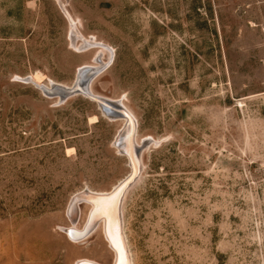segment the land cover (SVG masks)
<instances>
[{"label":"rangeland","instance_id":"obj_1","mask_svg":"<svg viewBox=\"0 0 264 264\" xmlns=\"http://www.w3.org/2000/svg\"><path fill=\"white\" fill-rule=\"evenodd\" d=\"M84 66L114 111L29 79L72 86ZM117 111L132 264H264V0H0V264L112 262L101 223L60 227L73 196L128 176Z\"/></svg>","mask_w":264,"mask_h":264},{"label":"bare ground","instance_id":"obj_2","mask_svg":"<svg viewBox=\"0 0 264 264\" xmlns=\"http://www.w3.org/2000/svg\"><path fill=\"white\" fill-rule=\"evenodd\" d=\"M83 41L85 42L84 39ZM86 45L84 44V46ZM87 71H89L88 66H84V68L79 69L76 75V80L72 86L63 85L61 83H53V82H51L48 85L41 84L40 75L38 73L30 75L29 79L35 84L40 85L39 87H44L46 89H50L52 85H59V86L70 88V89L72 87L81 88L79 84V80L81 79V76L83 75V73ZM85 92L86 94L84 95L88 96L89 98L94 97V98L104 101V103H98V104L102 112L104 114H108L109 106H112V104L108 102L109 99L101 97L95 94L94 92H91L88 89H86ZM118 113L124 117L125 125H124L123 130L119 133V135L115 137L114 145L117 147V151L119 153H124V155L127 158L128 166L130 168L127 174L128 176H125L117 184H114L113 187L109 191H91L87 189L85 192H88V193H86L85 195L73 196L71 200L69 201L67 210H66V215L71 225L67 227H60V229L61 231H64L66 233L69 239H71L74 242H78V241L85 240L87 237H89L92 234L91 232L95 229L96 225L98 223H101L102 228H103L104 238L108 244V247L113 252V259L110 264H117V252L114 250L112 243L110 242L109 233L115 231L118 228L119 237L123 242V249L126 255L127 264H132V257H131V253L128 247L126 235L124 232V225H123V219L121 215L120 203L122 201V197H124V193L127 190L128 186L132 183V180L138 174L139 167H138L137 159L132 150V142H133L132 133L134 130L133 115L130 114L131 115L130 116L129 114H126L123 112L122 113L118 112ZM90 119L95 120L96 117L93 116ZM103 198H109V199L105 201ZM80 200H84L86 203L90 204V207H89L90 210L88 213V217H87L86 223L84 224L83 228L82 226L78 228L77 224H74L76 222V217H77L78 210H79L78 202ZM74 264H101V263H98L94 260L82 258V259L77 260Z\"/></svg>","mask_w":264,"mask_h":264},{"label":"water","instance_id":"obj_3","mask_svg":"<svg viewBox=\"0 0 264 264\" xmlns=\"http://www.w3.org/2000/svg\"><path fill=\"white\" fill-rule=\"evenodd\" d=\"M79 84H80L81 88L80 87H72L70 89V88L59 86V85H52L50 87V89H46L44 87H41V90L44 92V94H46L48 96H59L61 98H65V97H67V96H69L75 92H80V93L86 94V92H85L86 89H84V85H83V82L81 81V79L79 80ZM91 99L95 100L97 103H104V101L97 99V98H94V97H91ZM114 108H115V106L112 104V106H109V111H114ZM117 112H120V111H117ZM129 176H131V175H129ZM85 194H80V195H85Z\"/></svg>","mask_w":264,"mask_h":264},{"label":"snow or ice","instance_id":"obj_4","mask_svg":"<svg viewBox=\"0 0 264 264\" xmlns=\"http://www.w3.org/2000/svg\"><path fill=\"white\" fill-rule=\"evenodd\" d=\"M103 199L107 201L109 198ZM109 238L114 250L117 252V264H127L126 255L123 249V242L119 237L118 228L115 231L109 233Z\"/></svg>","mask_w":264,"mask_h":264},{"label":"flooded vegetation","instance_id":"obj_5","mask_svg":"<svg viewBox=\"0 0 264 264\" xmlns=\"http://www.w3.org/2000/svg\"><path fill=\"white\" fill-rule=\"evenodd\" d=\"M112 256H113V252H112Z\"/></svg>","mask_w":264,"mask_h":264}]
</instances>
